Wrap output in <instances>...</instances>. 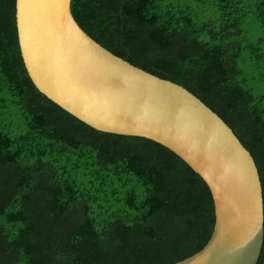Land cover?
Wrapping results in <instances>:
<instances>
[{
  "label": "trees",
  "instance_id": "1",
  "mask_svg": "<svg viewBox=\"0 0 264 264\" xmlns=\"http://www.w3.org/2000/svg\"><path fill=\"white\" fill-rule=\"evenodd\" d=\"M71 12L106 49L184 86L232 128L254 158L264 210V0H71ZM0 103L21 125L12 135L0 111V264H170L209 239L212 196L178 155L97 130L37 90L15 0H0Z\"/></svg>",
  "mask_w": 264,
  "mask_h": 264
},
{
  "label": "water",
  "instance_id": "2",
  "mask_svg": "<svg viewBox=\"0 0 264 264\" xmlns=\"http://www.w3.org/2000/svg\"><path fill=\"white\" fill-rule=\"evenodd\" d=\"M19 50L39 92L89 126L168 148L205 182L213 231L170 264H256L264 237L262 185L232 128L184 86L112 53L77 23L71 0H15Z\"/></svg>",
  "mask_w": 264,
  "mask_h": 264
},
{
  "label": "rangeland",
  "instance_id": "3",
  "mask_svg": "<svg viewBox=\"0 0 264 264\" xmlns=\"http://www.w3.org/2000/svg\"><path fill=\"white\" fill-rule=\"evenodd\" d=\"M261 81V79L258 78V81ZM264 85V84H261ZM261 88L263 89L264 86H261ZM5 102V101H3ZM1 105V103H0ZM9 107V109H8ZM0 111H1V120L2 123L5 124V129L7 131H11V134H15L18 133L19 131H21L20 128V119L19 116H17V113L15 114V116L13 115V117H11V113H15V110L13 109V107H11L10 105H5L4 107H0Z\"/></svg>",
  "mask_w": 264,
  "mask_h": 264
}]
</instances>
